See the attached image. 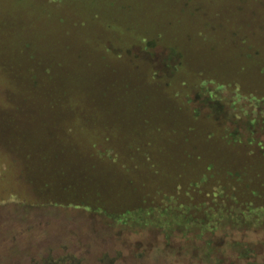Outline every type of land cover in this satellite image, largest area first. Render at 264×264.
<instances>
[{
  "label": "rangeland",
  "instance_id": "374dc122",
  "mask_svg": "<svg viewBox=\"0 0 264 264\" xmlns=\"http://www.w3.org/2000/svg\"><path fill=\"white\" fill-rule=\"evenodd\" d=\"M262 182L264 0H0V264H264Z\"/></svg>",
  "mask_w": 264,
  "mask_h": 264
},
{
  "label": "trees",
  "instance_id": "16d2710c",
  "mask_svg": "<svg viewBox=\"0 0 264 264\" xmlns=\"http://www.w3.org/2000/svg\"><path fill=\"white\" fill-rule=\"evenodd\" d=\"M3 97V96H2ZM73 100V98H72ZM72 105L74 102H71ZM13 127L10 124L9 125V130H12ZM261 184L264 185V183L262 182ZM239 192L241 191V187L237 189ZM97 200L95 201V205L96 210H101L104 212H109L108 210H110L109 208L115 209V212H111V213H121L124 211H129V209H133L134 207H124V202H121L119 204V206H110L107 205L109 204L108 202L104 201L100 196L97 195ZM106 205L108 208V210L105 209ZM121 206V207H120ZM149 206H151L149 204ZM138 207H142V206H138ZM204 207V206H202ZM119 208V209H117ZM223 209H225L226 212L222 211V209H218V214H221L223 216H225L227 218V220H229V222L231 223L232 226H247V229H250L251 227H255V226H259L262 223H264V201L257 199L254 200L253 202H246V200H234V201H230L229 205H227L226 207L222 206ZM204 211H206V207H204ZM138 210L136 213L140 214L138 215L139 217H135L134 215H131V219L129 220L132 224L133 223H137L134 225L137 226H144L147 225L149 227H151L152 229H158V228H162L163 227H167L168 230H170L172 228V225L174 224H178L176 223L174 220H170L167 219L166 217H161L162 214H166L169 216H173V214L171 213V210L168 209H163L161 212H153L152 210H149L148 208H138L135 209ZM150 211L149 217H144L142 218V213H147V211ZM187 210V209H184ZM208 211V210H207ZM206 211V213H207ZM140 212V213H139ZM124 214V213H122ZM193 214H189L188 217H190V220L193 221L194 223H192V225H199V226H205V223H201V224H197L198 222H195L194 219H192ZM189 219V218H188ZM210 224V223H209ZM191 224H188V226H190ZM181 226V225H180ZM249 227V228H248ZM201 229V228H200ZM203 235V231L202 229L200 231H198V233L196 235H193V238H191L192 240H194L195 242H199V244H203V247H201V250L204 251V255L207 254V252H211L213 251V247H210V244L212 242L211 238H204ZM188 239V238H186ZM262 242V240L260 241ZM259 241H256V243H260ZM229 244L233 246L234 251H237L238 255L241 257H245V258H251V257H255V250L251 245H248L247 242L240 240L239 238H232L229 241ZM208 246V247H207ZM70 256H68V254L66 255H62L56 258H53L52 256H48L43 258V260L45 261L44 264H49L52 260H58V263L61 262H65ZM47 258V259H46ZM64 260V261H63ZM255 261L253 260H249V264L254 263Z\"/></svg>",
  "mask_w": 264,
  "mask_h": 264
}]
</instances>
